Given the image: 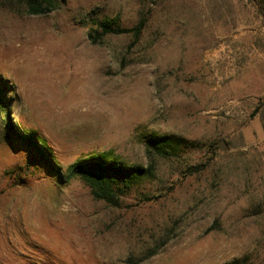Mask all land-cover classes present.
Listing matches in <instances>:
<instances>
[{"label": "rangeland", "instance_id": "obj_1", "mask_svg": "<svg viewBox=\"0 0 264 264\" xmlns=\"http://www.w3.org/2000/svg\"><path fill=\"white\" fill-rule=\"evenodd\" d=\"M25 7L0 0V90L28 138L5 137L0 113V264H264L263 1ZM113 16L143 20L139 36L92 44ZM150 135L193 146L157 158L118 207L66 178L99 154L147 167Z\"/></svg>", "mask_w": 264, "mask_h": 264}, {"label": "trees", "instance_id": "obj_2", "mask_svg": "<svg viewBox=\"0 0 264 264\" xmlns=\"http://www.w3.org/2000/svg\"><path fill=\"white\" fill-rule=\"evenodd\" d=\"M25 1V12L34 15L49 14L56 10L61 2V0ZM262 1L264 3V0ZM93 24L95 27H90L88 29L87 37L92 44H100L103 42L104 37L109 34L132 33L135 37H138L143 28L144 21L139 20L136 25L127 28L120 25L118 16H113L104 17L99 21H94ZM0 113L2 114L1 118L5 137L13 138L15 141L28 139L27 135L12 127L11 122L8 119L7 101L1 90ZM188 146H193V143H187L180 138L169 135H150L146 137L145 142V152L149 159L147 167L123 165L106 159L104 154H99L97 156L81 158L71 163L66 168V178H79L89 188V191L95 200H101L109 206L118 207L121 202V197L124 196L128 190L145 178L154 175V164L157 158L168 159L176 157L181 149ZM57 177L59 178L58 174ZM156 250L157 249H153L151 251L152 253L150 252L147 256L155 254ZM147 256L143 257V259H146ZM225 264L256 263L250 262L246 258H239Z\"/></svg>", "mask_w": 264, "mask_h": 264}, {"label": "water", "instance_id": "obj_3", "mask_svg": "<svg viewBox=\"0 0 264 264\" xmlns=\"http://www.w3.org/2000/svg\"><path fill=\"white\" fill-rule=\"evenodd\" d=\"M216 147H219L223 150H227L229 148V146L227 145V143L225 142L224 139H221L220 141H218L216 144H215Z\"/></svg>", "mask_w": 264, "mask_h": 264}]
</instances>
